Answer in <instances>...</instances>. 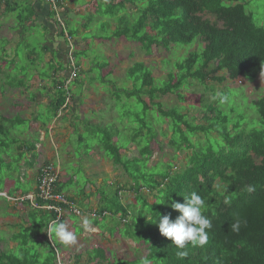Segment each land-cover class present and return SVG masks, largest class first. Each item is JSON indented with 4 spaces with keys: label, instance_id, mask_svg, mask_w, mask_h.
<instances>
[{
    "label": "trees",
    "instance_id": "obj_1",
    "mask_svg": "<svg viewBox=\"0 0 264 264\" xmlns=\"http://www.w3.org/2000/svg\"><path fill=\"white\" fill-rule=\"evenodd\" d=\"M92 1L95 3L90 7L94 12L90 14L92 17L87 24L83 25L85 30L93 22L94 15L99 18L109 17L102 25L109 24V19L118 23L111 35L99 39L125 38L138 42L148 56L153 51H169L180 47L189 49L195 44L198 48L176 59L167 72L166 79L159 80L158 83L152 75L151 66L144 62H136L127 70L126 77L134 82V88L131 91L120 89L119 92L130 98L136 96L143 103L142 110L145 113L137 119L139 132L132 138L138 156L129 157L128 160L121 158L123 145L111 142V136H108L109 140L104 145L112 162L124 170L131 182L120 184L114 196L99 195L101 197L97 200V213L104 218L108 217L104 216L105 213L117 218L118 227L114 231H120V236L143 247L145 256H138L131 261L115 259L112 262V256L103 248L97 247L85 252V261L84 254L76 255L73 264H143L145 259L149 264H264V96L251 103L260 117V124L254 127H248V124L244 126L240 115L231 120L230 115L218 106V99L212 100L203 94L199 96L198 104L188 107L167 109L161 102H156L159 96L169 93H176L180 101L185 100L180 91L193 86L192 80L205 86L206 93L213 91L211 86H215V83L222 84L227 79L242 78L247 82L257 79L264 72V21L255 22L252 13L247 11L244 0ZM56 3L61 7L60 0H56ZM102 4H106V9L102 8ZM128 5L136 6V11L127 14ZM52 11L56 24L60 25L61 21L57 19L59 14L53 8ZM208 15L214 17V21L206 17ZM65 31L60 30L63 38L66 37ZM72 33L68 32L65 38L67 43L73 37ZM74 51L70 53V57L73 55L75 62L68 58L66 66L59 64L54 67L55 76L43 75L48 78L52 76L53 116L63 111L69 113L71 109L74 94L68 84L73 81L66 74L62 76L61 72L68 69L76 71L79 68ZM165 64H169V61H165ZM220 72L222 74L218 75ZM75 76L78 77L77 74ZM21 82L19 87L22 86ZM191 92L192 95L195 94L194 91ZM144 95L149 97L151 106L143 99ZM13 104L18 108V101ZM150 109L155 111L152 117L155 126L147 122L146 113ZM190 109L202 111V121L205 123H198L195 115L189 116ZM233 109L229 110L231 114H234ZM24 120L18 112L11 117L0 114L2 149L8 151L12 144L19 142V139L12 142L8 136L12 131H18ZM166 121L171 130L169 145L175 152L190 151L187 160L180 166L176 164L178 167L172 158L148 167L147 162L152 154L151 141L159 135H167L166 131L158 130L156 124ZM144 134L146 142L143 145L138 139ZM37 141H28L29 144L18 147L19 156L14 160L17 172L20 171V162L27 152L32 153L35 158ZM105 141L106 139L100 140L101 143ZM9 156L6 157L9 159L11 154ZM131 162L134 163V169L130 167ZM11 163L13 162L9 159L6 164ZM33 165V162L26 163L29 168ZM21 178L20 174L19 181H22ZM64 188L65 185L62 184L59 189L63 191ZM249 188L252 190L249 191ZM144 190L152 196V202L143 194ZM122 191L133 194L135 202L124 204L120 196ZM192 192H196L204 200L203 212L212 221V228L207 230L208 241L203 247L188 244L183 249L188 255L178 258L176 253L180 249L172 244L170 238L160 233L158 217L170 214L171 219L175 220L180 213L171 207V203H183L184 195ZM28 193L24 190L21 195ZM225 200L229 203H225ZM36 203L40 207L44 205L40 199ZM25 204L29 206L28 220L19 227L26 231H43L41 242L44 247L38 251L28 233L20 232L19 229V232L11 235L14 240L11 241L25 254L21 256L10 249H0V264H39L41 257V264H59V249L53 246L54 241L49 240L46 231L48 224L56 220V213L35 208L29 201L23 202ZM2 205L0 204V209L9 208L8 204ZM4 212L3 215H6L7 211ZM41 217L43 218L40 219ZM149 219L157 220L152 222ZM236 219L242 222L239 232H233L229 227ZM93 221L95 225L100 224L97 218ZM114 231H111L112 236ZM44 249L47 250L46 255H43Z\"/></svg>",
    "mask_w": 264,
    "mask_h": 264
},
{
    "label": "rangeland",
    "instance_id": "obj_2",
    "mask_svg": "<svg viewBox=\"0 0 264 264\" xmlns=\"http://www.w3.org/2000/svg\"><path fill=\"white\" fill-rule=\"evenodd\" d=\"M60 2L62 5L61 7H58V13L61 23L66 27L65 33L73 32V37H70L68 41V46L71 51L68 49L66 57L75 62L73 55L70 57V53L72 54L75 50L76 63L79 64V68L71 74L72 76H70L73 82L68 84V88L73 94L79 95L82 92L84 95L82 98L83 104L78 106L79 113H83L85 110L90 111L93 113V118L98 119L99 123L84 129L81 134V137L83 138L82 141L78 140L79 135H77L71 137L70 140L64 144V141L60 138V140L55 142V145L62 147L61 151L63 153H66V148L69 145L70 147H73L74 151L72 154L77 158V167H72L69 162H65V165H70V169L77 174L79 193L90 192L95 186L99 191V195L105 194V196H114V192L117 191L118 185L125 183L129 184L131 181L124 170L119 165L117 166L112 162L104 145L109 140L108 136H111V142H114L118 146L123 145L121 158L128 160L129 157H137L138 150L132 143V138L139 132V124L136 122L137 119L145 114L142 110L143 103L141 104L136 96L130 98L124 93L119 92L120 89L131 91L134 88V82L126 77L127 70L136 62H144L146 65L151 66L152 75L155 82L158 83L159 80L166 79L167 72L173 67V63L176 59L185 55L188 51L197 49L198 46L195 44L189 49L180 47L169 51H153V53L148 56L142 50L141 45L138 42L130 41L125 38H114L109 40L99 39V37L105 38L106 36L111 35L112 31L118 27V23L111 19H109V24L102 25V22L107 21L109 17L99 18L98 15H94V20L89 28L86 30L84 29L83 25L87 24V21L92 17L90 14L94 12L90 7L91 4V6H94V1L60 0ZM244 3L247 11L252 13L255 22L263 23L264 0H244ZM106 7V4H102L103 9H106ZM28 8L29 7L24 1L23 3L19 2L15 10L11 12L12 15L9 16L23 14L24 17L28 18V13L30 11ZM135 11L136 6L130 7L128 5L127 14H131ZM121 15L122 13L120 16ZM52 17L54 18V16ZM206 17L212 21L215 19L209 15ZM14 20L16 21V19ZM4 21H6L4 23H7V25L2 27V24H0V114L2 116L11 117L18 112L22 117L29 118L31 123L29 124V121L26 119L22 125H19L18 131L11 132L8 136L9 140H12L13 142L19 139L18 143L11 145V149L7 151L0 147V191L6 194L4 196L0 195V204H3L2 206L9 205V208L5 209L7 211L6 215H3L5 210L0 209V249H10L14 254H21L22 256L25 253L19 251L20 247H16V244L12 242L14 240L11 235L19 232V229L21 230V228H23L19 226H23L26 223L29 208L23 207L20 209L18 207L19 204L16 205L15 203H12L8 197L17 194L18 189L21 192L30 189V186L34 183L31 180H28L26 176L23 177L24 179L26 178L25 181H19L18 176L20 174L22 175L21 170L23 165L20 162L21 169L17 172V165L14 160H17L19 156L18 147L20 145L29 144L28 141L33 142L38 140L37 133L34 132L37 130L38 126H36L35 120H33L30 114L35 110V104L32 102L31 107L30 104L25 101V107L22 109L21 107L15 108V105L11 101L13 98L12 94L13 92H17L15 89L19 87V82L22 81V86L19 89L22 91L27 90L28 92L26 96L29 100H32L35 98L34 93L37 92V90L34 91L36 85H28V82H30L32 77H35V74L37 73H39L40 77H43V75L50 76L52 74L55 76L54 67L56 64L62 65V62H60L57 57L54 59L53 63L45 61V52H47L50 47L45 49L44 45L47 43V37L39 22H35L33 26H30V24L26 25L25 20L21 21L19 19V21H16L18 24L16 29V23H13L10 18ZM219 24L221 25V23ZM18 30L21 31L20 35L17 33ZM86 31L92 33L94 37L90 33H85ZM32 57L35 58L32 59ZM167 60L169 61V64L166 65L165 61ZM76 74L78 76L77 78L75 76ZM221 74L222 72L218 75ZM50 78H52V76ZM91 79L93 82H91ZM33 80V83H35L36 78ZM39 83H41V81H39ZM192 83H194L193 86H190L188 89L184 88L180 91L185 96V100L180 101L176 93H169L167 95L159 96L156 99V102H161L164 108L167 109L178 106L188 107L192 104H198L199 96L201 94L209 96V98L213 100V97L216 96L217 93H220L221 95L226 96L227 100L224 103L219 102L218 106H220L221 110L230 115L231 120L236 119L240 115L244 126L248 124V127H254L256 124H260V117L251 103L253 100L264 96V75L260 74L258 78L252 82H247L242 78L237 80L227 79L226 82L222 84L215 83V86H211L213 91H208L206 93L204 91V88L206 89L205 86L203 87L199 82L193 80ZM48 86H52V81ZM137 86H139V84ZM44 87L45 86L41 84L38 91L46 93ZM191 91H194L198 96L195 94L192 95ZM16 95H18V92ZM16 97L19 98L18 96ZM148 98V96H143V99L151 106L152 103ZM18 101L20 103L23 102L22 100ZM29 107H31V109H29ZM194 107L197 106L195 105ZM230 108H234V114L229 112ZM51 109L52 107H48L46 110L40 108V113L37 112L35 116L38 120L41 119L47 123L52 120V116L49 114ZM42 112L44 113L42 114ZM188 112L189 116H197L198 123L204 122L202 121V111L190 109ZM184 113H186V111H184ZM154 114L155 111L153 109H150L146 113L147 122L150 125H154V120L152 118ZM209 116L211 117L212 115ZM61 121L62 119L59 118L58 123H61ZM156 127L158 130L166 131L167 135L164 137L159 135L155 140L151 141L150 148L152 154L148 159L147 166L154 167L156 163L161 161L166 162L170 158H172L175 165L177 164L180 166L181 164H184L187 160V154H189L190 151H187L188 153L175 152L169 145L171 130L168 127V121L156 124ZM105 139V142H100V140L102 141ZM202 140L204 139L202 138ZM138 141L142 142L144 145L146 142V135L144 134L138 139ZM40 143L43 144L42 142ZM97 147L106 154L109 161L105 160L106 162H101L105 163V165L100 169L94 170L89 176H87L84 171L90 172L91 167L87 168L85 162L95 161V158L92 155L96 152ZM9 154H11V158L9 159L13 162L10 165L6 164L9 160L6 156H9ZM101 159L102 158L99 160ZM35 163L39 165V162ZM55 165H58V162H56ZM63 166L64 164L60 167V172H62V174L64 170L67 172ZM37 167L38 166L35 165L34 170H37ZM130 167L131 169H134L133 162L130 163ZM130 167L128 166L129 169ZM64 185V190L66 192H71L75 188L74 185L73 188L71 187V190H68V185L66 183ZM8 194H11V196H8ZM143 194L149 202L153 201L152 196L147 191L144 190ZM120 196L122 197V202L124 204L135 202L133 194L129 191L120 192ZM96 200L97 198L95 197L90 198L92 207L98 205V203L96 204ZM76 203L79 207L84 209L82 206L83 202L79 204L76 200ZM42 218L43 217L40 219ZM69 218L73 219L74 217L70 216ZM78 218L79 217L76 219L79 220ZM65 221H67L70 230L77 234L78 240L76 244L68 247L62 246L58 241L52 243L53 246H56L57 249H59V264H73L76 255L79 254H84L83 260L85 261V252L91 250L90 248L97 247L103 248L107 251V254L112 256L110 258L112 262L115 259L131 261L138 256H145L146 251L143 247L138 246L127 237L120 236V231H114V228L118 227L116 226L118 220L113 216L98 218V222L100 223L99 227L110 234L112 233L111 231H114L113 236L107 232L104 233V231L103 233H97V231L93 230L91 233L87 231L85 232L84 236L87 237L86 239L81 235L80 228L75 226L72 229L73 223L70 219ZM22 231L23 233H28L30 241L33 239L38 251L39 249L42 250L41 247H44V245L41 242L42 239L38 237L42 236L43 231L40 229H32L29 231L22 229L20 232ZM44 251L45 254L43 255H46L47 250L44 249ZM42 259L43 257L40 258L39 264H41ZM138 261L139 260L137 259V263Z\"/></svg>",
    "mask_w": 264,
    "mask_h": 264
},
{
    "label": "crops",
    "instance_id": "obj_3",
    "mask_svg": "<svg viewBox=\"0 0 264 264\" xmlns=\"http://www.w3.org/2000/svg\"><path fill=\"white\" fill-rule=\"evenodd\" d=\"M23 1L29 7L28 10H30L28 13V18L24 17L23 14H16V16H14V15L9 16V15H12L11 12L13 10H15V8L18 6V3L19 2L23 3ZM47 4L48 3L46 2V0H0V24H2V27H4L5 25H7V23H4V22H6L4 20H7L10 18L13 23H16L15 28L17 29L18 24L16 21H19V19L21 21L25 20L26 25L30 24V26H33V24H35V22L36 23L39 22L42 26L41 28L43 29L44 34L47 37V40H46L47 43L44 45L45 49H47V47H50V49L47 52H45V61L49 62V63H53L54 59L57 57L58 60L60 62H62V64L64 66H66L67 62H68V59H67L68 57H66V54L68 53L67 51H68V49H70V47L68 46L67 40L64 39L62 37V35L60 34L61 29H60L59 25L56 24L55 19L52 17V16H54L52 8H51V6H49ZM7 16H9V17L6 18ZM14 19H16V21ZM17 33L20 35L21 31L18 30ZM35 57H32V59H34ZM58 65L59 64H56L55 66L58 67ZM38 67H39V65H38ZM73 72L74 71H71L70 69L63 70L61 75L63 76L66 74V76H68V78H70V76H72L71 74ZM34 78H36L35 83H33ZM71 80H72V78H70V81ZM39 81H41V83H39ZM51 81L52 80L50 78L40 77L39 73H37V74H35V77L33 76L32 80L30 82H28V85H32V84L36 85L35 90H34V91L37 90V92L34 93L35 98H33L32 100H29L26 96L28 91L27 90L22 91L19 89L20 87L15 89V90H17L18 95H16L17 92L16 93L13 92V94H12V97H13L11 100L12 102H16L18 100L23 101L22 103H20L18 101L19 102L18 107L19 108L21 107V109H22V106L23 107L26 106L24 104L25 101H27V103L30 104L31 107H32V102L35 104V110L32 111L30 114H31V117L33 118V120H35L36 126H38L37 130L34 131L37 133V136H38V141L36 142V150L34 152L35 158H33L32 153L27 152L24 155V158L21 161V164L23 165L22 170H21L22 171L21 180L25 181V179L23 177L26 176V178H28V180L33 181L34 182L33 185L30 186V189H28L27 192L34 193L36 190L37 178H38L39 168L41 165L48 163V162H53L55 164H56V162H58L57 167L60 169V167L64 164L63 167L67 170V172L65 170L63 171V174H62V172H60L59 188L61 187L62 184L66 183L68 185V190H71L73 188V186L75 185V188L71 192H66L65 190H63L62 192L65 193L66 195H68L70 200H72L74 202H76V200L79 202V204H81L83 202L82 206L86 211L91 212L93 210H98L99 205L92 207V202L90 201V198H92V197H95L98 200L99 191L95 186L92 188V191H90V192L79 193L77 174L73 170L70 169V165L72 167L73 166L77 167V164H78L77 158L72 154V152L74 151L73 147H70V145H69L66 148V153H63L61 151L62 147L56 146L55 142L60 140V138H62V140L64 141L63 142V144H64L67 141H69L71 137H75L77 135H79L78 140L82 141L83 138L81 137V134L84 131V129H87V127H89V126L96 125V123H99V120L96 118H93L94 117L92 115L93 113L90 111L85 110L83 113H79L78 106L83 104L82 98L84 97V95L82 92L79 95L74 94L73 102L71 103V109H70L69 113H66V111H63L62 113H58L56 116H53L54 113H53V111H51L52 110L51 109L49 114L52 116L51 117L52 120H50L47 123L42 121L41 119L38 120V118L35 116V114L37 112L40 113V108H44L46 110V108L53 106L54 87H53V85L48 86L49 84H51ZM91 82H93L92 79H91ZM41 84H43L45 86L44 88L46 89L45 90L46 93H41L38 91L39 86ZM29 89H32V88H29ZM16 96H18L19 98H17ZM84 105H85V103H84ZM31 107H29V109H31ZM43 113L44 112H42V114ZM14 115H17V113ZM65 116H67V117H65ZM64 117H65V119H64ZM59 118L62 119L61 123H58ZM24 119L25 120L27 119L29 121V124L31 123L29 118H24ZM46 128H47V130H46ZM40 142H42L43 144H41ZM92 156L95 158V161H91V162H87V163L85 162V165H87V168L91 167L90 172L84 171V173L87 176H89V174H91L94 170L100 169L102 166L105 165V163H101V162L109 161L106 157V154H104L103 151L99 150V147L96 148V152L93 153ZM100 158H102V159L99 160ZM32 159L34 161H32ZM41 159H42V161H41ZM29 162L30 163L33 162L34 165L32 168H29L26 166V163H29ZM35 162H39V165H37ZM65 162H69L70 165H65ZM35 165L38 166L37 170H34ZM83 165H84V163H83ZM62 170H63V168H62ZM83 170H85V169H83ZM21 193H22L21 191H18L17 194H13L12 196H18V195H21ZM0 195L4 196L6 194L3 192V193H0ZM97 200H96V204L98 203ZM18 207L20 209H22L23 207L29 208V206L27 204L21 205ZM36 208H39V206ZM70 216H73L74 218L73 219L69 218ZM77 217L78 216L73 215V214H67L65 216V218L62 220L65 221L67 219H70V221L73 223L72 229L75 226H77L78 228L81 229V233H82L81 235H83V236H84L86 231L91 233V231L95 230V231H97V233H99V232L103 233L104 230H102L99 227L100 224L95 225L93 223L94 219H91L88 216V213L79 217L78 218L79 220L76 219ZM84 218H87L90 221V227L88 229H85V227H84V224H83ZM27 220H28V217H27ZM105 232H107V231H104V233ZM107 233L110 234L109 232H107ZM39 238L42 239L41 236H39ZM83 238L86 239L87 237L84 236ZM90 249H92V248H90Z\"/></svg>",
    "mask_w": 264,
    "mask_h": 264
},
{
    "label": "clouds",
    "instance_id": "obj_4",
    "mask_svg": "<svg viewBox=\"0 0 264 264\" xmlns=\"http://www.w3.org/2000/svg\"><path fill=\"white\" fill-rule=\"evenodd\" d=\"M262 75H264V73H262ZM213 99H218L220 103H224L227 100V97L221 95L220 93H217L216 96L213 97ZM251 190L252 189L249 188V191ZM225 203L229 202L225 200ZM171 207L174 210H177L180 215L175 220L171 219L170 214L159 215V230L163 236L171 239L172 244L175 245L177 249H180V251H177L176 253L177 257L185 258L188 253L183 249H185L188 244H191L193 247H203L207 243V230L212 228V221L204 214V200L196 192H192L190 195H184L183 203L173 201L171 203ZM83 210L85 211V214L90 213L85 209ZM96 211L98 212V210ZM108 214L109 213H107V215L105 216H110ZM99 218H103V216H100ZM149 220L152 222H156L157 219ZM241 223L242 222L240 219H236L229 225V227L233 232H239ZM83 224L85 229H88L90 227V221L87 218L83 219ZM46 231L51 241H58L65 247L77 243L78 236L76 233L70 230L67 221L55 220L48 224ZM143 264H149V261L145 259L143 261Z\"/></svg>",
    "mask_w": 264,
    "mask_h": 264
},
{
    "label": "built area",
    "instance_id": "obj_5",
    "mask_svg": "<svg viewBox=\"0 0 264 264\" xmlns=\"http://www.w3.org/2000/svg\"><path fill=\"white\" fill-rule=\"evenodd\" d=\"M46 2L57 11V14H59L56 0H46ZM57 18L61 21L59 15H57ZM59 26L62 32L63 28L64 30L66 29L65 25L62 23H60ZM65 36H68L67 32L65 33ZM59 180L60 169L57 165L51 162L45 163L39 168L36 191L34 193H28L24 196H12L8 197V199L16 205L19 204V206L23 205V202L29 201L35 208L38 207L36 201L40 199L44 202V205L41 207L39 206V208L55 212L56 220H62L67 214H73L79 217L83 216L85 211L75 202L71 201L69 197L59 189ZM88 215L91 218L100 217L96 210L91 211ZM105 215L107 214L105 213L104 216Z\"/></svg>",
    "mask_w": 264,
    "mask_h": 264
}]
</instances>
